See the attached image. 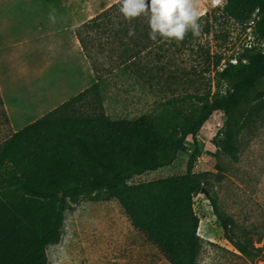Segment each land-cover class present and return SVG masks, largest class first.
Masks as SVG:
<instances>
[{
  "label": "trees",
  "instance_id": "trees-1",
  "mask_svg": "<svg viewBox=\"0 0 264 264\" xmlns=\"http://www.w3.org/2000/svg\"><path fill=\"white\" fill-rule=\"evenodd\" d=\"M119 7L120 0L76 28L95 83L0 142V264H48L46 249L60 242L65 212L82 198L117 200L131 225L169 264H196L201 239L193 197L199 193L207 197L225 240L245 258H258L262 248L254 246L247 232L235 237L236 224L207 188V173L193 170L200 157V129L214 111L225 117L214 144L232 158L239 153V134L262 118L264 0H226L218 9L223 18L250 29L252 44L222 66L221 56L201 52L214 71L213 92L195 96L192 103L169 99L132 119L105 113L91 49L102 50L101 39L112 37L117 45L110 49H120L122 67L160 37H149L146 15L125 18ZM210 25L206 21L202 31L209 33ZM185 35L196 38L191 30ZM145 40L150 43H142L138 51L127 45ZM146 61L142 75L152 78ZM83 101L89 106L86 112L78 107ZM187 140L192 148L184 174L128 183L171 165Z\"/></svg>",
  "mask_w": 264,
  "mask_h": 264
},
{
  "label": "rangeland",
  "instance_id": "rangeland-1",
  "mask_svg": "<svg viewBox=\"0 0 264 264\" xmlns=\"http://www.w3.org/2000/svg\"><path fill=\"white\" fill-rule=\"evenodd\" d=\"M112 1L116 0H85V3L94 13ZM225 1L191 0L201 18L196 38L185 35L183 43L160 37L155 46L122 67L118 64L120 49H110L116 47L117 42L112 37L108 41L101 39L103 49L93 48L91 53L101 78L105 113L112 119H132L153 112L163 101L178 99L192 103L195 96H203L209 90L213 92L214 71L200 58L201 52L208 50L210 54H218L222 57V66L252 44L249 28L244 29L219 15L218 9ZM13 3L27 6L33 0ZM27 10L19 13L26 16ZM213 17L216 20L213 21ZM206 21L211 24L209 33L202 31ZM144 42L150 43L145 40L135 45L129 41L127 45L138 51ZM146 60L150 61L152 78L142 75ZM54 84L55 81L49 80L43 87L30 92L21 83L19 103L39 104L42 98L47 104L49 95L45 93L50 90L52 94ZM55 102L57 99L51 100V104ZM79 104L82 111H88L85 101ZM262 105L264 107V102ZM224 118L221 112L214 111L201 127L198 135L200 157L193 171L207 173V188L217 197L221 210L236 224L235 237L241 239L243 232H247L254 246L262 250L253 260L242 256L225 240L207 197L199 193L193 197V209L199 217L196 232L201 239L196 264H264L261 259L264 258V108L262 118L244 128L237 137L239 153L235 158L219 152L214 144V139L221 136ZM5 121L0 99V142L8 136ZM191 148L192 143L187 140L171 165L134 176L128 183L184 174ZM46 255L48 264H169L156 246L131 225L115 199L82 198L70 204L65 212L61 240L48 246Z\"/></svg>",
  "mask_w": 264,
  "mask_h": 264
},
{
  "label": "crops",
  "instance_id": "crops-1",
  "mask_svg": "<svg viewBox=\"0 0 264 264\" xmlns=\"http://www.w3.org/2000/svg\"><path fill=\"white\" fill-rule=\"evenodd\" d=\"M55 1L24 6L0 0V99L8 136L95 83L76 28L118 0L94 13L85 0ZM25 10L26 16L19 13ZM49 80L55 84L52 94L45 93L47 104L42 98L39 104L19 103L21 83L31 92Z\"/></svg>",
  "mask_w": 264,
  "mask_h": 264
},
{
  "label": "clouds",
  "instance_id": "clouds-1",
  "mask_svg": "<svg viewBox=\"0 0 264 264\" xmlns=\"http://www.w3.org/2000/svg\"><path fill=\"white\" fill-rule=\"evenodd\" d=\"M119 11L125 18L146 15L148 35L153 40H182L188 30L199 35V12L191 0H120Z\"/></svg>",
  "mask_w": 264,
  "mask_h": 264
}]
</instances>
